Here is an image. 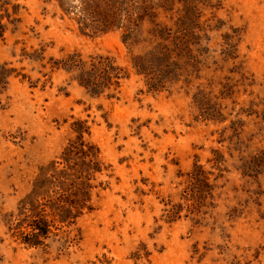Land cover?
I'll use <instances>...</instances> for the list:
<instances>
[{"label":"rangeland","instance_id":"obj_1","mask_svg":"<svg viewBox=\"0 0 264 264\" xmlns=\"http://www.w3.org/2000/svg\"><path fill=\"white\" fill-rule=\"evenodd\" d=\"M147 2L194 56L159 91L121 29L82 31L58 0H0V264H264V0ZM73 52L115 59L119 87L72 80L55 62ZM82 127L91 161L67 162ZM73 180L93 207L74 218L55 203Z\"/></svg>","mask_w":264,"mask_h":264},{"label":"trees","instance_id":"obj_2","mask_svg":"<svg viewBox=\"0 0 264 264\" xmlns=\"http://www.w3.org/2000/svg\"><path fill=\"white\" fill-rule=\"evenodd\" d=\"M59 7L66 14L71 13L80 30L92 35L104 33L112 29L122 30V42L128 48L130 64L138 75L144 77L149 90L159 91L166 85L170 87L180 81L183 74L190 76L189 67H193L194 56L191 55V45L184 40L178 30L172 31L157 21L155 8L146 0H78L74 4L66 0H58ZM158 6V5H157ZM146 22L149 27L145 29ZM57 68L71 73V79L84 87L93 95L107 93L111 95L125 76L124 69L116 64L115 59L108 55L95 54L83 58L73 52L67 57L55 62ZM182 82L188 83L186 77ZM201 114H207L205 107H200ZM79 130V146L71 143L65 150L67 162L79 154L82 158L92 154V145L82 140ZM84 147H86L84 149ZM74 165L77 162H73ZM96 168V162H94ZM90 168V167H89ZM81 174L75 176L79 180ZM57 179V178H54ZM70 187H60L56 210L74 218L85 208L91 211L89 188L85 181H71ZM75 210L74 213H71ZM36 226L41 229L43 222L38 220ZM15 236L24 243L39 244L35 233L24 234L17 230Z\"/></svg>","mask_w":264,"mask_h":264}]
</instances>
